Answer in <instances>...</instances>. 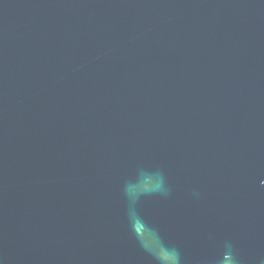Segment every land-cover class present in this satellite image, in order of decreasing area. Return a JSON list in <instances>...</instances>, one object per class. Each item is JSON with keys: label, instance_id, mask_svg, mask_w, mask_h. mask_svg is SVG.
Segmentation results:
<instances>
[{"label": "water", "instance_id": "obj_1", "mask_svg": "<svg viewBox=\"0 0 264 264\" xmlns=\"http://www.w3.org/2000/svg\"><path fill=\"white\" fill-rule=\"evenodd\" d=\"M0 264H264V0H0Z\"/></svg>", "mask_w": 264, "mask_h": 264}]
</instances>
